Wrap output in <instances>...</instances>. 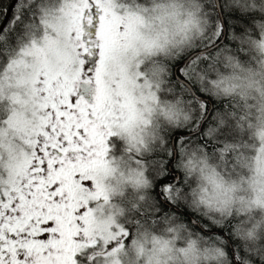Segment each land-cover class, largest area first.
Masks as SVG:
<instances>
[{
	"label": "rangeland",
	"instance_id": "1",
	"mask_svg": "<svg viewBox=\"0 0 264 264\" xmlns=\"http://www.w3.org/2000/svg\"><path fill=\"white\" fill-rule=\"evenodd\" d=\"M188 4L187 0H61L57 16L46 25L44 35L25 46L22 56L10 63L17 71L12 75L18 83L16 91L22 90L27 95L23 101L29 102V111L25 119L15 113L7 119L16 135L9 134L5 140V160L0 164V231L7 226L4 219L19 209L26 208L33 214L41 207L46 218L42 226L52 232L51 238L58 246L81 236L89 242L93 233H99L98 264H206L215 258L214 249L181 232L176 225L167 228L168 236L142 231L122 247L124 229L116 222L118 206L111 202V197L125 188L144 186L141 177L144 167L132 159L106 165L97 160L101 157L94 156L98 167L93 176L87 173H79L77 177L54 176L51 182L55 197L48 202L41 198V190L30 184L29 165L17 160L16 171L13 162L8 161L18 150L30 148V144L33 153L38 152L39 139L44 142L49 138L48 132L69 134L80 139L82 145H89L96 130L94 121L130 138L135 152L145 151L147 140L158 139L160 127L184 124L186 121L180 115L182 105L160 100L156 88L163 73L159 60L202 42L193 33L196 23L205 24V14L196 4L192 7ZM96 9L93 35L96 48L92 69L86 74L93 93L90 102H86L83 98L86 95L77 85L85 74L87 52L82 20L85 13ZM210 87L213 93L237 92L252 99L247 111L264 116V73L250 69L226 73ZM89 114L94 119H87ZM254 121L242 122L239 126L242 137ZM260 135L262 144L255 154L257 147L251 142L238 143L235 162L227 165L223 177L212 175L211 165L207 166L204 156L197 157L193 150L183 151L179 162L180 168L200 183L207 207L222 213L233 209L242 216V225L249 229L245 235L253 239L264 234L260 227L264 226V130ZM19 141L23 145L19 146ZM89 162L88 157L82 160L83 164ZM73 180L81 182L80 192L92 197L95 215L87 211L83 195L76 197L73 205L56 204V198L66 194ZM12 181L14 186L10 185ZM70 209L75 212L70 213L66 227L59 216ZM27 228L19 232L21 237H25ZM104 245L110 248V255L102 253Z\"/></svg>",
	"mask_w": 264,
	"mask_h": 264
},
{
	"label": "trees",
	"instance_id": "2",
	"mask_svg": "<svg viewBox=\"0 0 264 264\" xmlns=\"http://www.w3.org/2000/svg\"><path fill=\"white\" fill-rule=\"evenodd\" d=\"M9 1L0 0V19ZM187 1L188 6L196 4L205 14V24L196 23L193 33L201 37L202 42L170 57H162L159 61L163 73L156 88L160 100L182 105L180 115L186 122L171 128L160 127L159 138L147 140L143 152H135L132 148L131 157L128 158L143 164L141 177L145 184L138 188H125L121 194L111 197V202L115 201L118 206L115 219L127 231L124 239L126 245L134 236L145 231L152 235L163 233L168 236L165 232L167 228L176 225L181 232L219 252L220 255L214 253L215 258L206 264H264V234L260 235L261 238H247L245 234L249 229L242 225L241 215L233 209L227 213L209 209L206 201L202 200L204 196L200 183L179 165L183 151L193 150L197 157L204 156L209 163L207 166L211 165L212 175L223 177L227 165L235 162L238 143L251 142L253 147H257L254 154L256 150L258 152L262 144L260 134L264 130V116L258 117L255 112L247 111L246 106L252 103V99H246L237 92L213 93L210 86L220 82L226 73L238 74L246 69L264 73V0H218L225 26L223 41L213 50L196 55L185 66L178 68V76L207 101L195 98L172 76L175 64L190 53L216 42L222 32L213 0ZM60 2L17 0L0 32V164L5 160V140L9 134L16 135L8 126L7 119L13 113L25 119L29 111V102L23 101L27 95L22 90L16 91L18 83L12 75L17 71L11 68L10 63L22 56L25 46L44 35L46 25L57 16ZM208 102L211 103V110L200 130L191 136L182 135L197 128ZM253 119L255 123L249 124L242 137L239 126ZM172 136H175L176 157L170 162ZM21 143L18 142L19 146L23 145ZM168 162L173 174L169 172ZM174 174L178 178L172 184ZM260 227L264 230V226Z\"/></svg>",
	"mask_w": 264,
	"mask_h": 264
},
{
	"label": "flooded vegetation",
	"instance_id": "3",
	"mask_svg": "<svg viewBox=\"0 0 264 264\" xmlns=\"http://www.w3.org/2000/svg\"><path fill=\"white\" fill-rule=\"evenodd\" d=\"M96 16L97 9L92 10L91 13H85L82 20L87 52L84 54L85 74H83L77 85L81 93L90 96L83 97L86 102H90L93 93L90 80L86 74L91 71V66H93V53H95L96 48V40L94 39ZM86 117L89 120L94 119L90 114ZM94 124L96 130L91 134L89 145H82L79 142L80 139H74L69 134L48 132L46 136L49 138H45L44 142L39 139L40 148L38 152L34 154L30 144V148L18 150L17 155L13 156V159L9 158L8 161L13 162V170L16 171L18 166H15L17 164L15 161L17 160L18 162H26L29 165L27 173L31 181L30 184L41 190V198L48 202L52 197H55V194L52 193L51 182L54 176L64 174L77 177L79 173H87V176L91 177L98 167V164L93 161L94 156L101 157L97 160L106 165L120 162V159H129L128 156L131 157L130 138L127 139L122 132H120L121 135L111 132L106 124H100L97 121H94ZM84 157L89 158L90 162L88 164L82 163ZM140 164L143 167V164ZM8 170L13 171L12 169ZM80 183L74 180L70 181L66 194L61 199L56 198V204L61 203L70 206L69 204L73 205L76 197L85 196L83 192H80ZM14 184L15 182L12 181L10 185L14 186ZM91 198L85 196V204L87 211L93 216L95 215L94 202ZM1 203L2 199L0 197V205ZM73 209H70L69 213L59 216V220L66 227L69 226L70 213L75 212ZM4 220L7 221V226L3 227V231H0V264H98L97 259L101 249L99 233H93L89 242L85 241V236H81L79 239L68 241V244L58 246L51 238L52 232L42 226L46 222V218L41 207L36 208L33 214L29 213L26 208L19 209L18 213L12 214ZM25 227H28V232L25 237H21L19 232L24 231ZM126 235L127 231L124 229L121 239L123 240L122 247L126 245L124 240ZM109 249L107 245H104L102 253L110 255L111 253H108Z\"/></svg>",
	"mask_w": 264,
	"mask_h": 264
},
{
	"label": "water",
	"instance_id": "4",
	"mask_svg": "<svg viewBox=\"0 0 264 264\" xmlns=\"http://www.w3.org/2000/svg\"><path fill=\"white\" fill-rule=\"evenodd\" d=\"M214 1V5H215V9H216V11L215 12H217V15H218V19H219V22H220V24H221V29H222V32H221V36H219L220 38L216 41V42H214L213 44H211V45H209V46H207V47H205V48H202V49H200V50H197V51H194V52H192V53H190L189 55H187L181 62H178V64H175V66L173 67V75L172 76H174L180 83H182L184 86H185V88H187L188 89V91L195 97V98H198V99H201V100H206L207 101V99L206 98H204V99H202L200 96H198L194 91H193V89L192 88H190L191 86L190 85H188V83L185 81V80H183L180 76H178V73H177V70H178V68L179 67H183V66H185V64L186 63H188V61L189 60H191L193 57H195L196 55H198V54H201V53H206V52H209V51H211V50H213V48H216L222 41H223V39H224V35H225V26H224V24H223V18H222V14H221V12H220V7H219V3H218V0H213ZM17 2V0H10L9 1V3H8V5H7V7H5L6 9H5V11H4V14H3V16H2V19H0V32L2 31V29L4 28V26H5V24H6V20H8V18H9V15H10V12H11V9H12V7L15 5V3ZM211 110V103L210 102H208V107H207V110L205 111V114H204V116L201 118V120L199 121V123L197 124V128L193 131V132H191V133H185V134H182V135H190L191 136V134H194V133H196V132H198L199 130H200V128H201V124H203L204 123V121L206 120V118H207V116L209 115V111ZM171 139H170V144H171V151H172V156H171V160H170V162H172V161H174V159H175V157H176V149H175V144H174V138H175V136H172V137H170ZM170 162H168L169 163V165H168V169H169V172L171 173V174H173L174 173V171H173V169L171 168V163ZM177 178H178V175L177 174H174V176L172 177V184L177 180ZM162 181H160L159 183H161ZM155 189H156V187H155ZM156 194L160 197V199H161V196H160V194H159V192H158V189H156ZM191 222L193 223V224H195V225H197L198 226V224H197V222H195L193 219H191Z\"/></svg>",
	"mask_w": 264,
	"mask_h": 264
}]
</instances>
